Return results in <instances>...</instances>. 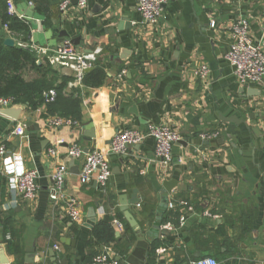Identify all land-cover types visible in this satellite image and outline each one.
<instances>
[{
  "label": "crops",
  "instance_id": "0c3cea01",
  "mask_svg": "<svg viewBox=\"0 0 264 264\" xmlns=\"http://www.w3.org/2000/svg\"><path fill=\"white\" fill-rule=\"evenodd\" d=\"M59 1L11 0L29 25L23 35L1 26L7 5L0 0V34L17 46H35L37 63L52 71V87L77 96L80 110L78 125L58 128L48 120L64 115L61 101L18 103L17 120L0 114V257L7 261L1 264H88L107 246L113 261L126 264L136 236L119 209L121 195L138 226L154 229L145 264H189L205 256L218 264H264V80L239 83L226 58L230 25L239 16L264 51V0H167L155 26L142 22L134 0H87L83 10L73 2L65 13ZM64 38L85 51L102 48L101 85L74 83L68 68L50 62ZM201 63L209 68L205 79L194 74ZM23 77L38 74L27 68ZM28 119L38 129H27ZM18 123L25 127L21 135L13 133ZM150 123H167L181 135L169 165L155 156L148 137L121 157L109 155L112 174L104 187L81 181L83 157L71 164L67 156L73 143L84 152L106 148L116 131ZM86 127L93 141L83 135ZM60 163L67 166L64 193L79 201L80 222L69 220L62 201L50 199V177ZM30 168L38 172L39 191L24 200L11 178ZM171 179L175 185L167 191L163 182ZM114 217L123 230L111 225L115 240L91 248L94 226Z\"/></svg>",
  "mask_w": 264,
  "mask_h": 264
},
{
  "label": "built area",
  "instance_id": "2783aa9c",
  "mask_svg": "<svg viewBox=\"0 0 264 264\" xmlns=\"http://www.w3.org/2000/svg\"><path fill=\"white\" fill-rule=\"evenodd\" d=\"M74 0H60L59 9L65 13L71 6ZM167 0H134L135 8L140 13L142 22L148 25L155 26L158 24L163 12V8ZM76 6L79 10L86 7L87 0H76ZM7 14L16 17L20 20L25 19L24 15H17L11 0H6ZM215 21H210V26L213 27ZM6 29V24L3 25ZM231 43L226 53V58L233 67V73L236 80L241 84L257 83L264 80V51L261 40H256L249 32V21L244 16H239L230 25ZM21 47L28 48L32 51L35 46L28 47L26 44L20 43ZM55 53L50 58V62L58 63L73 74L74 83H81L85 71L91 69L98 57L102 55V48L96 47L93 50H82L76 47L68 38H64L57 49L52 50ZM194 74L205 79L209 75V68L206 64H199L194 70ZM125 75V70L118 73L117 77L121 78ZM57 96L56 88L52 87L42 92L44 103H50ZM12 97L0 96V109L15 107ZM48 124L52 128L61 126L78 125L76 120L64 116H54L48 120ZM25 131L24 124L18 123L13 129V133L17 135L23 134ZM215 135V134H214ZM154 140V154L163 165H169L172 161V146L181 139L180 133L168 125L167 123H150L144 130L136 127L127 126L116 131L110 139L106 148L93 149L92 151L84 152L82 147L73 143L68 151L69 159H80L83 157V162L79 171L80 179L85 184L94 182L99 187H104L108 182L112 169L109 164V155L121 157L125 154L128 147L138 145L146 138ZM210 136L203 135L202 138ZM5 153L4 145L0 146V154ZM48 154L54 156L56 151L54 148L48 149ZM67 172V166L60 163L51 174V186L49 189L50 199L54 204L61 201L64 203V209L67 217L72 222L81 221V210L79 201L73 197L66 196L64 193V178ZM38 172L35 169H25L20 174L14 175L11 180L16 187L20 197L24 200L36 198L39 185L37 183ZM139 206V203L136 204ZM184 216L180 217V222L183 223ZM111 225L118 231L123 230V222L114 217L111 220ZM58 249V246H55ZM111 247L107 246L103 252L92 258L88 264H117L112 260L110 255ZM1 264V258H0ZM189 264H218L217 260L210 256L194 259Z\"/></svg>",
  "mask_w": 264,
  "mask_h": 264
},
{
  "label": "trees",
  "instance_id": "16d2710c",
  "mask_svg": "<svg viewBox=\"0 0 264 264\" xmlns=\"http://www.w3.org/2000/svg\"><path fill=\"white\" fill-rule=\"evenodd\" d=\"M37 8L39 12L44 13V7L40 3ZM4 24L7 26V31L12 33L21 32L25 35L30 29L26 21L7 13L1 17V26ZM3 39L2 34H0V96L12 97L15 103H26L31 107L43 103L42 92L53 86V80L47 77L52 71L37 63L34 54L28 48L17 45L6 46L3 44ZM27 68L34 69L38 77L29 81L24 79L23 71ZM105 77L106 72L103 63L96 62L88 72H85L83 83L89 86H99ZM61 86L55 87L57 96L53 102L48 104H56L61 101L64 103L63 116L79 120L80 110L77 96L66 98L61 92ZM126 227H128L127 223ZM114 235L109 220L105 219L98 222L92 230L91 248L96 244L109 243L115 240Z\"/></svg>",
  "mask_w": 264,
  "mask_h": 264
},
{
  "label": "water",
  "instance_id": "95a60500",
  "mask_svg": "<svg viewBox=\"0 0 264 264\" xmlns=\"http://www.w3.org/2000/svg\"><path fill=\"white\" fill-rule=\"evenodd\" d=\"M73 2H76V0H74ZM124 21H121V23H123ZM120 23V24H121ZM128 26V25H127ZM61 37L66 36V34L61 31L59 34ZM30 38V33L28 35V39ZM3 44L6 46H14V40L7 37L3 39ZM263 45H264V40H263ZM90 69H87L85 72H88ZM22 110V107H9V108H2L0 109V114L5 115L7 117H10L11 119L17 120L19 117V113ZM230 121H234V119H229ZM26 127L27 129H33L32 127H35L36 129H38L37 126L33 125L32 121H30L28 119L27 123H26ZM85 130L88 131H84L83 135L85 136V138L87 140H91L93 141L95 138V133L91 130V127L88 128L86 127ZM87 152V150L85 151ZM73 163V159H71V164ZM175 185V181L174 180H166L163 182V187L165 190L170 191L172 189V187ZM119 209L123 212V215L126 219V221L128 222V224L133 227L135 229V236H136V243L134 245V248L131 250V252L125 257V263L126 264H145L146 262V257H147V251L149 249V245L152 242L150 240V235H152L153 230H149V231H143L137 224V221L135 219V217L133 216V214L131 213V211L129 210V200L127 199L126 195H121L119 197ZM89 216L93 217L94 215V211L91 210L89 212ZM93 222V219L92 221ZM32 251V250H29ZM53 255V252H51ZM1 258V257H0ZM53 261H55V258H53ZM6 259H1V263H6ZM53 264H57L56 262H54Z\"/></svg>",
  "mask_w": 264,
  "mask_h": 264
},
{
  "label": "rangeland",
  "instance_id": "374dc122",
  "mask_svg": "<svg viewBox=\"0 0 264 264\" xmlns=\"http://www.w3.org/2000/svg\"><path fill=\"white\" fill-rule=\"evenodd\" d=\"M40 41H41L42 43L44 42V40H43L42 38L40 39Z\"/></svg>",
  "mask_w": 264,
  "mask_h": 264
}]
</instances>
